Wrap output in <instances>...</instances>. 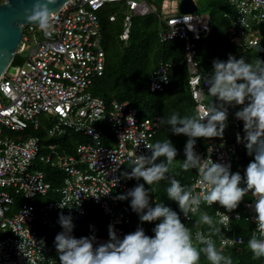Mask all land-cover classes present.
I'll return each mask as SVG.
<instances>
[{
	"label": "built area",
	"instance_id": "obj_1",
	"mask_svg": "<svg viewBox=\"0 0 264 264\" xmlns=\"http://www.w3.org/2000/svg\"><path fill=\"white\" fill-rule=\"evenodd\" d=\"M123 2L126 13L118 39L127 42L133 16L155 14L157 8L144 0L140 3L134 0H70L55 12L57 19L50 36H45L35 25L23 27L17 53H23L26 44L33 46L21 65H11L15 67L13 73L6 76L10 66L0 78V232H5L0 236V264H59L55 241L41 239L35 226L41 224L53 229L54 213L72 216L78 222L85 215L86 203L99 206L107 218L106 233H102L95 223H87L88 237H95L94 247L109 241V225L114 226L121 239L124 237L123 226L132 217L136 219L135 229L143 228L139 214L133 212L130 205H119L117 197L130 190L121 176V169L134 159L133 154H151L146 145L152 144L159 119L139 120L137 109L127 102L113 103L107 108L102 99L89 92L93 80L103 75L105 67L98 13L106 4ZM229 2L237 12L228 29L230 41L242 51L256 47L260 35L264 34V0ZM178 3L167 0L161 4L157 35L161 43L183 42L188 84L197 110L206 107L205 102L211 96L200 79L204 73L196 59V42L211 35L212 28L206 17L196 13L180 14ZM114 19L113 15L109 17L111 22ZM168 73L169 65L160 62L149 78L151 92L164 89L169 82ZM225 107L228 108L231 131L226 127L223 138H211L203 150L194 151L201 159L210 157L214 162L232 166L239 160L240 152L246 149L244 122L235 117L244 106ZM41 114L51 117L46 128L49 138L62 136L70 130L88 137L90 143L80 144L73 155L61 154L55 145H48V152L41 154L37 136L18 141L2 138L3 128L12 132L37 131L40 127L37 118ZM99 124L110 126L114 138L110 146L102 143L106 134ZM238 134L241 142L237 141ZM36 159L60 170L63 175L60 187L48 183L43 171H29ZM248 164L241 165L242 177ZM193 170L196 172L192 185L194 194H202L205 189L199 185L197 170ZM48 195L54 199L37 201ZM16 196L24 202L11 212ZM246 196L248 198H243L240 204L247 211L246 221L252 223L253 233L255 212L249 207L253 197L251 192ZM222 213L232 216V212ZM182 217L188 220L184 215ZM217 219L220 221L221 217ZM229 239L232 243H228ZM239 243L240 237L221 238L222 246Z\"/></svg>",
	"mask_w": 264,
	"mask_h": 264
},
{
	"label": "clouds",
	"instance_id": "obj_2",
	"mask_svg": "<svg viewBox=\"0 0 264 264\" xmlns=\"http://www.w3.org/2000/svg\"><path fill=\"white\" fill-rule=\"evenodd\" d=\"M55 3L56 0H35L31 8L25 9V20L38 27L45 36H50L57 16L49 5ZM17 54L16 52L11 65H15ZM200 79L207 86V93L219 103L212 100L209 105L208 97L206 107L196 110V102L188 84L195 113L185 116L173 113L168 117H161L158 123L170 126L174 135L183 134L188 137L184 149L186 159L181 161L180 166L184 171L195 168L199 185L205 191L194 194V188L182 186L171 175L178 152L169 139L146 145L151 154H133L134 159L129 165L131 171L123 173L127 179H142L144 183L137 184L117 199L131 198L130 207L139 214L142 223L159 221L152 230L154 236L146 235L143 228L138 227L121 239L114 226L109 225V241L94 247V236L79 239L72 236V218L61 213L58 222L63 231L55 236L59 264H200L201 255L207 264H233L232 257L225 255L223 248H218L213 239V236L221 233V227L217 226L212 216L200 210L201 204L212 206L218 203L227 212H232L249 192L253 197V203L249 207L255 212L256 229L249 238L247 247L254 259L264 258V61L258 58L252 63L244 57L237 59L229 54L226 61L214 60L212 73L202 74ZM225 105L244 106L235 113V117L244 122L243 140L246 141L248 154L254 159L247 165L243 177L239 172L232 173L230 164L214 162L210 157L201 159L194 151L198 138H223L228 119V108ZM237 141L241 142L239 134ZM163 180L170 182L166 189L168 198L178 204L185 217H196L195 227L200 229L207 226V235L198 230L193 239L191 229L181 222L176 211L163 203L151 206L149 190L144 185L152 186ZM242 183L246 186L241 187ZM216 216L221 217L219 223L227 228L230 217L220 211L216 212ZM228 243L232 241L229 239Z\"/></svg>",
	"mask_w": 264,
	"mask_h": 264
},
{
	"label": "trees",
	"instance_id": "obj_3",
	"mask_svg": "<svg viewBox=\"0 0 264 264\" xmlns=\"http://www.w3.org/2000/svg\"><path fill=\"white\" fill-rule=\"evenodd\" d=\"M144 1L148 5L157 8V12L155 14H148L151 15L150 18L142 23L141 30L143 34L142 36L140 35V39L137 40V43H134V41L136 42V33L131 31V21L127 45L131 42H133V44L129 45V47L123 46L125 45L124 42H121L118 39L123 31V17L120 20L118 17H115L114 21L111 22L109 21V17L112 15L105 17L102 13H98L100 33L102 37L101 43L105 52V67L103 75L93 81V84L90 87V92L93 96L102 99L107 108L113 103L127 102L129 105L137 109V118L139 120H152L154 118L160 120L161 117H168L173 113H179L181 116L192 115L195 113V106L189 93V74L184 57L183 42L180 40H174L161 43L159 41L157 35L160 28L159 11L163 0H161L159 4L155 3V0ZM197 1V8L200 4L202 7L209 9L208 14L212 28L211 35L200 38L196 42V59L199 62L201 71L205 75L211 74L214 60L219 59L226 61L229 54L235 56L237 59L244 57L246 61L252 63H255L258 58L264 60L263 33L262 36L260 35L261 40L256 47L243 51L230 41L228 29L235 21L237 12L229 0ZM2 2L3 0H0V3ZM123 9L125 10V2L114 7L116 14ZM195 13L198 14L197 12ZM148 15L140 17H146ZM253 28L256 29L257 26H254ZM260 49H262V51H259ZM160 62L169 65V82L161 92H151L149 89V78L153 75ZM26 132L28 134L31 133L32 136L39 137L42 147L41 154L48 152L46 148L48 145H55L57 150L61 153L65 155H73L76 153L77 147L84 143L81 141L82 134L70 130H67L64 135L55 138H49L46 135V128L44 129L41 126L37 131L29 129ZM27 133L24 132V138L22 139L27 138ZM167 139L172 142L178 152L176 157L177 161L174 162V165L171 168V175L175 176L182 186L192 187L196 172H194L193 169L184 171L180 166L182 163L181 161L186 159L184 149L188 137L183 134L174 135L170 131V126H164L158 123L157 131L153 135L151 143L153 144L157 141H164ZM208 140L209 139L198 138L194 150H203L206 147ZM102 143L108 146L111 145L107 140H102ZM161 159H163V157ZM253 159L254 157L248 154L247 149L242 150L239 154V160L232 164L230 171H232L233 166L237 164L240 167L238 172L241 174V165L249 163ZM34 162L36 163H33L32 165L35 169L44 172L48 183L54 187H60L62 185L63 175L58 169L51 165H44L37 159ZM128 164H130V162L123 165L121 176L131 190L137 186V184L144 183V181L142 179L139 181L136 179L130 180L124 177L123 173L131 171V169L127 167ZM144 186L149 190L151 206L155 207L156 203H163L165 206L176 211L180 216L181 222L191 229L193 239L195 237V232L198 230L204 231L207 235V226H203L200 229L195 227L194 223L196 217H192L191 219L188 218V220H186L182 217L183 213L180 212L178 204L168 198L166 193L167 187L170 186L168 180L160 181L152 186L147 184ZM244 186V183H242L241 187ZM151 188L153 189V192H151ZM52 199H54V197L48 195L45 200ZM130 200V198L119 200V205H130ZM23 202L24 200L20 196H17L12 211L15 212L18 205ZM29 202L31 203L32 201ZM241 205L242 204H239V206L232 211V216L228 222L227 228H224V225L220 224L217 217H215L217 211L227 212V210L221 207L218 203L213 204L212 206H207L202 203L200 210L202 212H207L212 216L216 221L217 226L221 227V233L213 236V239L216 241L218 248H223L225 255H230L232 257L233 264H264V258L254 259L253 254L247 247V242L251 237L253 226L249 220L246 221L247 211ZM236 214L240 217L239 219L236 218ZM59 215V213L53 214V220L55 222V227L53 229L49 230L41 224H36V231L41 239L55 241V236L63 231V228L58 222ZM71 218L74 225L72 236L77 239L88 237L87 223L89 222L98 225L102 233L107 232V218L100 207L93 203L85 204V215L80 221H75L72 216ZM158 222L159 221L142 223L143 229L148 236H154L152 230ZM135 227L136 219L135 217H132L130 222L123 226L124 235L134 232L136 230ZM4 233L5 232H0V236L5 235ZM223 237H240L241 243L222 246L221 238ZM200 264H207L203 255H201Z\"/></svg>",
	"mask_w": 264,
	"mask_h": 264
},
{
	"label": "water",
	"instance_id": "obj_4",
	"mask_svg": "<svg viewBox=\"0 0 264 264\" xmlns=\"http://www.w3.org/2000/svg\"><path fill=\"white\" fill-rule=\"evenodd\" d=\"M70 0H56L49 5L57 12ZM35 0H3L0 3V78L11 65L23 37V27L33 24L24 18L25 9H29ZM198 8L194 0H181L178 6L180 14H193Z\"/></svg>",
	"mask_w": 264,
	"mask_h": 264
},
{
	"label": "rangeland",
	"instance_id": "obj_5",
	"mask_svg": "<svg viewBox=\"0 0 264 264\" xmlns=\"http://www.w3.org/2000/svg\"><path fill=\"white\" fill-rule=\"evenodd\" d=\"M135 2H142V0H134ZM161 0H155V3L159 4ZM167 1V0H165ZM166 3V2H165ZM195 3L198 5V1L195 0ZM117 5H120V4H115V3H112V4H106L101 10L99 13H102L105 17H107L108 15H114L116 18L118 17L119 20L123 17V15L126 13V10H121L118 14L115 13L114 11V7L117 6ZM208 8L206 7H202L200 4H199V7H198V10H197V13L202 16V17H206L208 20H209V12H208ZM151 15H148L146 17H140V16H133L132 18V26H131V31L132 32H135L136 33V42L134 41V43H137V40L140 39V35L142 36L143 32H142V23L149 19ZM210 21V20H209ZM139 35V37H138ZM261 38V36H260ZM125 47H129V45L133 44V42L129 43V45H127L128 43L127 42H124ZM33 46V44H31V46L29 44H26V48H25V51L23 53H18L16 58H15V61H14V64L15 65H21L22 62L26 59L28 53H29V50L30 48ZM212 70L213 68H211V73H212ZM15 71V67H12L9 69V71L6 72V76H9L10 73H13ZM216 102V103H219L218 101H216V99L214 98H211L209 97L208 99V104L210 105L211 102ZM40 122V125L42 128H47L48 125H49V121L51 119V117L49 115H46V114H41L38 116L37 118ZM99 127L102 128V130L104 131V134H106V140L108 143H112L114 142V138L112 136V132H111V129H110V126H106L105 124H99L98 125ZM227 128H230V131L232 129L231 127V121L230 119L228 118L227 119ZM2 138L3 139H9V140H12V141H18L19 139H22L24 138V132H12V131H9L8 129L6 128H3L2 129ZM82 142H84L83 144H88L90 143V139L86 136H82ZM81 142V143H82ZM104 144V143H103ZM34 164L36 162H33ZM130 164L127 165V167H129ZM35 170V167L32 165V167L30 168V172H34ZM240 170V167L235 164L233 166V170L231 171L232 173H235V172H238ZM10 191V190H8ZM17 197V196H16ZM15 197V198H16ZM245 199L248 198V196L244 197ZM42 199H38L37 201H41ZM42 201H46L45 199H43ZM36 227L37 225L35 226V230H36Z\"/></svg>",
	"mask_w": 264,
	"mask_h": 264
},
{
	"label": "crops",
	"instance_id": "obj_6",
	"mask_svg": "<svg viewBox=\"0 0 264 264\" xmlns=\"http://www.w3.org/2000/svg\"><path fill=\"white\" fill-rule=\"evenodd\" d=\"M176 1H179V0H176ZM163 2H166V1L163 0ZM163 2H162V3H163ZM49 123H50V122H49ZM40 126H41V125H40ZM25 133H27V132L25 131ZM27 135H28V136H31V133H29V134L27 133ZM28 136H27V137H28ZM22 140H24V139H22ZM11 212H13V211L11 210Z\"/></svg>",
	"mask_w": 264,
	"mask_h": 264
}]
</instances>
